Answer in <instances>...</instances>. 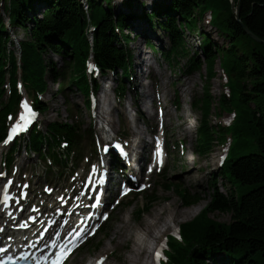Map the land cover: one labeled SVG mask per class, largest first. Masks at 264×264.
I'll use <instances>...</instances> for the list:
<instances>
[{"label":"trees","instance_id":"trees-1","mask_svg":"<svg viewBox=\"0 0 264 264\" xmlns=\"http://www.w3.org/2000/svg\"><path fill=\"white\" fill-rule=\"evenodd\" d=\"M1 1L0 58L1 53L9 49L11 40L4 26V9L14 26L27 31V39L21 42V59L26 78L32 80L35 87L45 90L48 73L55 78L58 76L52 59H45V54L51 51L70 57V83L87 91L88 81L78 77L83 74L84 59L92 46L86 35L89 17L97 27L92 47L101 68H123L124 76L129 75L127 58L133 55L126 46L131 38L123 33L125 41H122L115 25L124 28L131 24L130 18L139 16L138 11L125 10L133 6L138 8L132 0L125 2L122 11L117 10L111 0H87L90 13L85 11L80 0H4L3 6ZM234 1L236 5L238 0ZM36 4H44L45 10L42 17L31 19L28 14ZM232 6L231 0H156L150 6L151 11L144 10L150 7L142 8L141 16L146 22H151L154 17L164 18L158 23L171 42L170 49L161 52L165 59L185 55L189 69L202 72L207 81L216 76V63L220 60L229 76L232 96L221 94L218 102L221 110L236 109L233 132L241 137L233 148L234 157L220 171L221 175L237 185L231 189L230 195L217 188L201 213L182 225L184 237L197 239L198 245L178 248L174 256L177 264H219L215 258L219 252L224 253L222 258L230 257L226 264H264V44L247 33ZM209 9L213 10V26L227 42L219 44L201 29L204 37L201 49L192 54L187 48L186 28L200 31L199 19ZM239 15L254 34L264 39V0H241ZM30 22L32 25H29ZM16 59L12 55L13 70ZM1 65L0 59V85L4 75ZM208 83L205 82L204 95L197 97L193 104L202 113L198 148L203 153L212 148L217 133L223 141L227 131L221 126L216 129L211 123L216 100ZM57 125L52 122L49 128L54 129ZM32 141L34 147L39 148L36 136L33 135ZM217 179L214 174L213 180ZM175 189L181 195L182 187L176 186ZM151 199H156V196L148 197L145 206H138L136 221L143 218ZM214 212H231L232 222L216 221L210 217Z\"/></svg>","mask_w":264,"mask_h":264},{"label":"rangeland","instance_id":"rangeland-1","mask_svg":"<svg viewBox=\"0 0 264 264\" xmlns=\"http://www.w3.org/2000/svg\"><path fill=\"white\" fill-rule=\"evenodd\" d=\"M117 1L120 0H114V3L117 4ZM122 1V0H121ZM148 1V0H147ZM136 2V0L134 1ZM37 5V4H36ZM121 6L117 7V10H119ZM38 10V9H37ZM127 12H137L142 13L144 10L149 12L150 9H140L132 7L125 9ZM42 10H39L38 12H34V9L31 10V12L28 14V16L33 19V17H41ZM8 20V17L6 18ZM163 20L157 17V20L155 21V27L151 31L150 28L146 27V30L148 32H152V42L159 48V50H167L170 47V41L168 39V36L164 29L159 27L158 21ZM144 22V21H143ZM145 23V22H144ZM199 29L201 31V27L204 31L209 33L213 40L219 44L226 43L227 41L216 33V29L214 27H207L203 23V16L200 18L199 22ZM29 25H32L30 22ZM90 28V27H89ZM10 32H15L18 39L25 40L27 38L26 31L23 30V28L15 27L11 28ZM136 30L138 29H129L128 32L130 33V37L133 38L136 34ZM191 32H186V40H187V47L190 50L191 53H195L194 51H197L198 48L195 47V42L193 40L192 35H195ZM200 43V40H198V44ZM196 44V45H198ZM146 42L144 38H138L134 39L133 42L127 44V48L131 51L134 50L135 55L139 54V52H144L146 50L145 48ZM11 47H17V46H11ZM16 55L19 56L20 54V48L16 50ZM145 58L150 62L155 57L157 59V77L159 80L162 79L164 89L168 90V96L164 98V103L167 106L168 110H171V115L168 116V125L170 128V137L172 142L178 141V139H184L187 138V145H188V151L185 152V155L183 156L181 152H177L174 156V158H170V162L166 168L168 176L176 181H179L183 183L184 187H188L192 189L193 191H197L201 195V200L197 203L198 204V210L193 215L184 216V218L179 215L178 223L184 224L186 222L191 221L195 216H197L201 211L210 203L211 199L213 198V195L216 194L217 188L222 193L229 194L231 193V189L233 190L234 185H237L236 183L233 184L231 181L226 180L225 178H222L221 176L218 177L217 182L214 184V181L212 180V176L214 173L216 175H219L220 167L216 164V161L218 159L219 151L222 148V142L219 141V135L216 134L217 138L212 144V148L210 151L206 153H200L198 149H196L198 145V137L199 133L197 130V126H199L201 121V113L197 109H192V102L198 97L202 96L204 94V81L202 80V72H189L188 71V65L185 56H181L178 61L179 63H176V61H173V66L167 63L162 55H154L151 50H147V53L144 54ZM45 58L47 60L52 59L55 62L56 67H62L65 58L58 57L57 54L51 53L49 51L45 54ZM143 57L140 59L138 58L137 61L142 60ZM140 66L136 65L135 71L138 73ZM217 69V75L214 77L212 83V93L214 96V99L218 100L220 95L225 91V83L222 78L221 71L219 69L220 64L216 65ZM219 69V72H218ZM148 73V71H146ZM160 73H163L165 77L160 75ZM139 76V75H138ZM162 76V77H161ZM110 78H112V75H110ZM114 79V78H113ZM48 80V93L51 96L45 97V99L49 102L51 109L46 112L44 115V124L48 123L50 121H54L56 119L63 120L66 119L68 114H70V105L72 102H77L81 106V114L80 117H82L85 121V123L90 122V110L86 108L85 106V96L80 92H74L75 95L71 93V91H68L70 94L69 99H64L60 95L54 96V91L56 90L58 84L57 82H54L50 75H47ZM110 80V79H109ZM101 86L104 87V91L102 90L100 92V96L102 99L106 98V94L110 97V104L106 106L105 110L110 111L112 102L114 101L115 97L112 93H110V81L103 82V79L100 78ZM115 86L116 81L112 82ZM135 83H147V87L145 88L146 91H150L152 94L149 95L146 104H152V98H153V86H151V79L140 77L139 79L135 80ZM117 84V83H116ZM184 85V86H183ZM180 87L188 88V90L181 95L179 92ZM217 87V89H215ZM132 88L130 89V92L133 96H136V92H138L137 97L138 99H141L143 97V92L145 89L138 88V91H134V84H132ZM53 94V95H52ZM132 98H129L128 104H132ZM175 101H177L180 104V108H178L175 105ZM220 113V107L217 103H215L212 115H211V122L216 126V124H224V120L228 117V113L225 112V110H221ZM115 112V111H114ZM150 116L146 115V118L153 119V107L150 108ZM190 115L192 118V122L189 124L182 123L187 115ZM190 125L194 126V129L191 133H188L186 131L187 127H190ZM139 126L142 128L144 135L146 134V125L144 123H140ZM217 128V127H216ZM184 142V141H183ZM225 145V144H223ZM28 161V160H27ZM193 169L195 171V175L191 178H188L186 174L189 170ZM158 198L159 201L155 202L153 207L143 216V218L139 221H136L134 219V211L138 208L139 203H141L144 200V197H140L137 201V204L134 203L133 205H130L128 207L121 206L119 207L114 213L112 217V221L110 223V227L108 230V235L106 236V239L99 244L98 248L96 249H89V248H82L80 251H78L68 262V264H87L90 262L93 258L98 256L99 254L105 253V248L112 247L115 252L112 254V258L109 261H112L114 264H128V255H129V249L131 248L132 241L127 240L123 243L117 244L118 235L116 233V228L121 225L129 222V225H131V229L133 231V238L137 239L138 235V228L143 226L146 219L150 218L149 215L152 213L153 209H157L156 211L159 212L161 207L167 206L169 209L162 213L163 220L166 218L168 213L171 212H181L182 209L188 207L185 205L183 199L179 196L178 193L174 191H167L162 186L158 188ZM210 217L215 219L216 221L222 222V223H230L232 222V213L231 212H214L210 214ZM162 220V221H163ZM164 223V221L162 222ZM171 231V230H170ZM169 231V232H170ZM170 235V234H169ZM101 239L104 238V235L100 236ZM133 240V239H132ZM229 260L230 257L226 256ZM146 258L149 260H152V249L150 247V250L146 252ZM211 261V260H210Z\"/></svg>","mask_w":264,"mask_h":264},{"label":"bare ground","instance_id":"bare-ground-1","mask_svg":"<svg viewBox=\"0 0 264 264\" xmlns=\"http://www.w3.org/2000/svg\"><path fill=\"white\" fill-rule=\"evenodd\" d=\"M121 3H122L121 0L117 1V6H119ZM43 7H44V5H43ZM120 11H122V7L120 8ZM42 16L43 15H41V17ZM138 30L141 32H144L145 27L143 25H140V26H138ZM125 32H127V31H125ZM141 57H143V59L140 61L138 60V62H139V64H144L146 62L145 55H142ZM219 63H220V60L217 61L216 65H218ZM216 71H217V69H216ZM161 75L163 77H165L163 75V73H161ZM201 77H202V80L204 81V83L209 82L208 85L210 86V88L212 90V83H213V80L215 78H212L211 81H207L203 75H201ZM139 86L146 88L147 83L140 84ZM160 87L163 90V95L165 97L168 96V90L164 89V85L162 83L160 84ZM215 89H217V87H215ZM179 90H180V93L183 95L188 90V88L180 87ZM151 94L152 93L150 91H146V89H145V93H144L143 97L141 98V103L143 105L145 104V100L147 99V97ZM109 100H110V97L107 94H106L105 99H102V97L99 98L98 109L96 110L97 116L102 115L103 112H107L105 110V108H106L105 105L110 104ZM148 113H149V111H148ZM170 115H171V110H167V116H170ZM104 116H106V115H104ZM107 117H108L109 124L112 127V131L114 132V131L118 130V124H117V119H116V117H118V113H116L114 111H110V115ZM227 118L225 120H227ZM138 120H139V116H137V121ZM118 121H119V119H118ZM129 122H130V120H129ZM131 122H136V119L135 120L132 119ZM190 122H192V118L188 114L187 117L185 118V120L180 124H184V123L189 124ZM193 129H194V126L190 125V127L186 128V131L188 133H191L193 131ZM132 131L135 135H139L141 132L143 133V131L139 127L133 128ZM148 146H149V144L147 145V147ZM218 162H220L219 158L216 161V163H218ZM194 175H195V171L193 169L189 170L188 173L186 174V176L188 178H191ZM156 201L157 202L159 201L158 197H156V199H151L150 201H148L149 208L145 209L144 214H146L153 207V205ZM146 203H147V200L144 201V203H142V207L145 206ZM168 209L169 208L167 206L161 207L159 212H157L156 211L157 209L154 208L152 213L149 215L150 218L146 219L144 225L138 228L137 239L133 238V231L131 229V225H129V222H127L125 224H121L116 228V233L118 235V237H117L118 240L116 242L117 244L123 243L127 240L132 241L131 248L129 249L128 264H153L152 260L148 261V259L146 258V252L148 250H150V247L152 248L153 246H156V244L157 245L160 244L161 240L167 235V233L170 230H178L179 233L181 234L182 233V224H179L177 221L179 218L178 214H181V216L183 218H184V216L193 215L198 210V204L188 206V207L182 209V211L180 213L179 212L178 213L177 212L168 213L166 218L163 220V217L161 215L163 212H165ZM162 220L164 221V223H162L163 222ZM105 250H106V252H109L111 250L115 252V250L112 247H107V248H105ZM152 256H153V252H152ZM107 264H114V263L112 261H109Z\"/></svg>","mask_w":264,"mask_h":264},{"label":"water","instance_id":"water-1","mask_svg":"<svg viewBox=\"0 0 264 264\" xmlns=\"http://www.w3.org/2000/svg\"><path fill=\"white\" fill-rule=\"evenodd\" d=\"M233 4H234V1L232 0ZM240 3H241V0L238 1L237 3V7L235 9V14H236V17L237 19L239 20V22L243 25V27L245 28V30L247 31V33H249L255 40L261 42L264 44V39L258 37L256 34H254L240 19V15H239V8H240Z\"/></svg>","mask_w":264,"mask_h":264},{"label":"snow or ice","instance_id":"snow-or-ice-1","mask_svg":"<svg viewBox=\"0 0 264 264\" xmlns=\"http://www.w3.org/2000/svg\"><path fill=\"white\" fill-rule=\"evenodd\" d=\"M24 107H25V109H28V105L25 103V105H24ZM30 117H31V110L29 109L28 110V115L27 116H24V115H22L21 117H20V120L21 121H25V122H27V121H30ZM20 127V125L19 124H17V128H19ZM160 252L159 251H157L156 252V257L159 259V257H160Z\"/></svg>","mask_w":264,"mask_h":264}]
</instances>
